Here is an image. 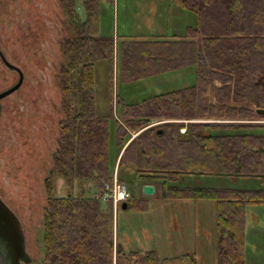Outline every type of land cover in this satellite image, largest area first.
<instances>
[{
    "label": "trees",
    "instance_id": "16d2710c",
    "mask_svg": "<svg viewBox=\"0 0 264 264\" xmlns=\"http://www.w3.org/2000/svg\"><path fill=\"white\" fill-rule=\"evenodd\" d=\"M56 1L66 35L54 77L56 147L41 184L40 264H198L194 253L162 258L155 249L126 250L121 203L114 215L112 203L87 186L110 184L116 165L120 183L129 176L141 187L153 185L162 200L213 202L216 263L245 264L246 209L264 204V189L173 184L194 176L264 183V123L258 122L264 116L255 113L264 109V0H178L196 24L184 38L167 39L103 35L101 6L114 0ZM98 66L107 86L105 115L98 111ZM190 66L194 85L136 102L128 91L129 102L114 92L116 83L128 86ZM155 120L182 122L149 128ZM191 120L205 122H184ZM126 203L125 211L148 212V198L130 196Z\"/></svg>",
    "mask_w": 264,
    "mask_h": 264
},
{
    "label": "rangeland",
    "instance_id": "374dc122",
    "mask_svg": "<svg viewBox=\"0 0 264 264\" xmlns=\"http://www.w3.org/2000/svg\"><path fill=\"white\" fill-rule=\"evenodd\" d=\"M100 20L102 34L115 39L117 36L184 38L186 28L196 24L195 16L182 9L178 0H114L112 5L101 6ZM65 35L56 0H0V51L24 76L21 87L0 101V197L20 219L31 264H40L43 255L41 184L56 147L59 94L54 77L62 61L58 43ZM17 80V73L7 69L0 60V93ZM97 82L98 111L105 115L108 113L107 86L101 66H98ZM195 83V69L190 66L128 86L116 83L114 92L122 93L126 99L125 91H128L130 101L136 102ZM113 113L118 117L114 104ZM176 122L182 121L155 120L149 126ZM115 167L120 177L122 172ZM126 179L123 183L131 198L149 200L148 212L118 214L126 250L155 249L162 258L194 253L198 264H217L213 202H168L161 199L159 192L144 196L139 182ZM61 184L59 181L58 187ZM173 185L220 190L264 189V183L255 177H183ZM87 186L96 197L98 189L92 184ZM245 264H264V204L246 209Z\"/></svg>",
    "mask_w": 264,
    "mask_h": 264
},
{
    "label": "water",
    "instance_id": "95a60500",
    "mask_svg": "<svg viewBox=\"0 0 264 264\" xmlns=\"http://www.w3.org/2000/svg\"><path fill=\"white\" fill-rule=\"evenodd\" d=\"M0 60L10 71L18 75L17 82L9 89L0 93V101L17 91L23 83V73L20 68L8 62L0 51ZM256 115L264 116V109H257ZM162 134V130L157 131ZM144 196L154 195L153 185L142 187ZM121 209H127V203H121ZM32 257L27 251L26 240L22 230L21 222L16 213L0 197V264H31Z\"/></svg>",
    "mask_w": 264,
    "mask_h": 264
},
{
    "label": "built area",
    "instance_id": "2783aa9c",
    "mask_svg": "<svg viewBox=\"0 0 264 264\" xmlns=\"http://www.w3.org/2000/svg\"><path fill=\"white\" fill-rule=\"evenodd\" d=\"M156 124L157 123H153L151 127ZM95 196L102 201H110L113 206L114 214L118 205L122 202H126L130 198L126 185L124 183H120L117 179V169L114 171L112 182L110 184H104L100 189H98L97 195L95 194Z\"/></svg>",
    "mask_w": 264,
    "mask_h": 264
},
{
    "label": "crops",
    "instance_id": "0c3cea01",
    "mask_svg": "<svg viewBox=\"0 0 264 264\" xmlns=\"http://www.w3.org/2000/svg\"><path fill=\"white\" fill-rule=\"evenodd\" d=\"M158 193V191L156 190V188L154 187V194H157Z\"/></svg>",
    "mask_w": 264,
    "mask_h": 264
},
{
    "label": "flooded vegetation",
    "instance_id": "af4514ba",
    "mask_svg": "<svg viewBox=\"0 0 264 264\" xmlns=\"http://www.w3.org/2000/svg\"><path fill=\"white\" fill-rule=\"evenodd\" d=\"M184 131V130H183Z\"/></svg>",
    "mask_w": 264,
    "mask_h": 264
}]
</instances>
